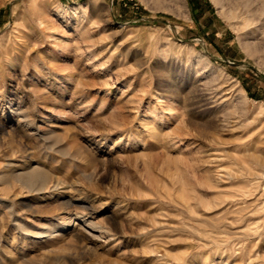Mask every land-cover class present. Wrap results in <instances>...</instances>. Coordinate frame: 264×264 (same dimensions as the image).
<instances>
[{
	"label": "rangeland",
	"instance_id": "obj_1",
	"mask_svg": "<svg viewBox=\"0 0 264 264\" xmlns=\"http://www.w3.org/2000/svg\"><path fill=\"white\" fill-rule=\"evenodd\" d=\"M0 264H264V0H0Z\"/></svg>",
	"mask_w": 264,
	"mask_h": 264
},
{
	"label": "bare ground",
	"instance_id": "obj_2",
	"mask_svg": "<svg viewBox=\"0 0 264 264\" xmlns=\"http://www.w3.org/2000/svg\"><path fill=\"white\" fill-rule=\"evenodd\" d=\"M200 99H203V97H200ZM34 175H35V172H30L29 174H27L26 180L27 179L28 180L27 181L23 180V181H26V183L29 182V181L30 182L33 181L34 180L33 178H35ZM18 179H20V178H18ZM23 181H21V179H20V182L22 184H24ZM44 181L45 180L40 181L41 185L36 189L37 192L38 191H42V190H47V191L51 192L52 189L56 190V189L59 188L58 187L59 186V182L52 183V184H50V186H46L45 187V184H44L45 182ZM32 183H34V182H31V184H29L28 186L26 184L27 188L29 186L31 187ZM37 185H39V184H37ZM32 190H34V189H29V191H32ZM75 216L77 217V223L76 224L73 223V225H80L81 222H83L82 223V227L85 228L87 235L90 236L92 239L99 238L101 236L100 233H102V235L103 234L104 235H108V230L105 229L103 226H100V225L96 224L92 220V218H91V216L89 215L88 212L83 211L81 213L75 214ZM70 223H71V220H68V221L64 222L63 225L61 224L60 227L57 230H52L51 227L45 226L40 231L35 232L34 236L36 238H38V239H41L43 237H54L57 234V232H65V231H67L68 230L67 228L70 226ZM98 231H99V234L97 233Z\"/></svg>",
	"mask_w": 264,
	"mask_h": 264
}]
</instances>
